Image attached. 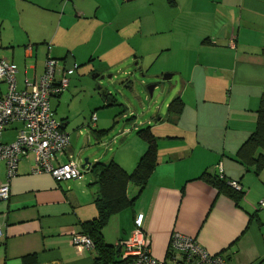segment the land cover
<instances>
[{
	"label": "crops",
	"instance_id": "crops-1",
	"mask_svg": "<svg viewBox=\"0 0 264 264\" xmlns=\"http://www.w3.org/2000/svg\"><path fill=\"white\" fill-rule=\"evenodd\" d=\"M132 56L141 74L145 60L167 56L163 71L177 78L171 97L183 108L169 115L166 101L146 120L157 138L156 166L133 207L110 217L105 242L119 251L141 213L157 259L177 231L230 264H264V170L256 174L235 156L264 107V0H0V60L16 66L17 89L38 79L48 57L68 70L67 89L50 99L70 137L59 163L82 162L74 154L85 151L78 149L80 132L72 131L81 115L105 129L102 113L95 114L99 99L83 105L75 73L90 67L105 75ZM6 90L0 81V96ZM20 125L7 126L1 140L11 142ZM125 133L116 149L115 135L106 140L110 155L89 152L90 165L113 159L131 172L147 144ZM34 166L32 152L21 155L9 195L0 198V264H26L29 255L39 264H96L92 248L71 242L79 223L97 215L93 175L85 169L78 179L56 181ZM203 172L239 182V201L200 178ZM6 180L0 161V185ZM136 190L129 184L127 193Z\"/></svg>",
	"mask_w": 264,
	"mask_h": 264
},
{
	"label": "built area",
	"instance_id": "built-area-1",
	"mask_svg": "<svg viewBox=\"0 0 264 264\" xmlns=\"http://www.w3.org/2000/svg\"><path fill=\"white\" fill-rule=\"evenodd\" d=\"M16 72L14 64L0 60V81L7 84L6 92L0 96V161L5 162L7 174V180L0 185V198L4 199L9 195V179L17 174L19 158L27 152L34 155V171L47 172L56 181L78 179L85 170L73 159L64 163L57 160L67 148L70 137L55 118L50 99L67 89L68 70L48 57L43 73L33 82L26 78V88L22 90L16 87ZM95 120L96 116L92 115L91 122ZM13 122L21 125L11 142H3L2 133ZM228 183L236 190L242 188L237 181ZM259 204L264 206V200ZM142 222L143 215L136 214L133 230L120 241V264H230L222 254L207 251L195 237L177 231L170 236L165 258L157 259L151 254ZM71 242L77 247L92 248V241L84 234L73 233Z\"/></svg>",
	"mask_w": 264,
	"mask_h": 264
},
{
	"label": "trees",
	"instance_id": "trees-1",
	"mask_svg": "<svg viewBox=\"0 0 264 264\" xmlns=\"http://www.w3.org/2000/svg\"><path fill=\"white\" fill-rule=\"evenodd\" d=\"M182 108L183 102L178 96L172 98L167 105L168 114L172 116L178 115ZM108 131L109 129L97 130L91 127V132L97 139L104 137ZM136 132L146 142L147 147L131 172L126 171L113 159L108 162L97 161L88 169L93 175V184L97 186L93 199L97 215L90 220L80 222L78 233L86 235L92 241L96 264H120V250L105 242L102 230L112 215L133 207L157 163V138L150 126L136 127ZM108 144L107 141L106 146ZM235 156L246 169H252L256 174L264 170V107L257 110L255 128L239 147ZM199 177L210 182L218 192H224L236 201H239L243 194L242 188L240 190L232 188L228 183L229 180L220 174L208 175L203 172ZM129 184L137 188L132 196L127 193ZM25 262L39 264L35 255L26 256Z\"/></svg>",
	"mask_w": 264,
	"mask_h": 264
},
{
	"label": "rangeland",
	"instance_id": "rangeland-1",
	"mask_svg": "<svg viewBox=\"0 0 264 264\" xmlns=\"http://www.w3.org/2000/svg\"><path fill=\"white\" fill-rule=\"evenodd\" d=\"M166 58L167 56H161L145 60L146 65L144 66V75L142 76L138 67L134 65L135 60L133 56L129 65L114 67L111 71L105 73L103 78L93 77L92 75L98 73V71L96 69L91 71L90 67L82 68L75 73L76 78L80 81L78 92L81 93V96L83 94V105L86 107L89 100L92 99L91 101H93V97H97L100 105L96 107L95 114L102 113L103 117L100 124L105 126L106 130L109 129L108 133L101 140L102 142L97 143L91 132L93 125L89 123V114L84 119H81L83 117L81 115L80 120L74 121L75 125L73 124L72 131L81 133H79L78 138V149L79 147L85 148V151L79 153L76 151L74 153L77 161L81 162L83 158L93 152L96 155H110L111 152L107 151L105 147L106 140L115 135L118 140L113 145V149H116L121 144V138L128 135V133H125L127 129L132 133L133 137L138 140L141 139L134 127L143 128L146 126V120L156 111H164L166 101H170L173 98L171 97L172 86L175 84L177 78L173 77L168 80H162L164 74L170 73L169 71H163L167 64H165ZM108 75L110 76L108 77ZM129 79L131 82L128 84L127 80ZM155 82L159 83L150 96L148 86ZM105 91L109 93V99L106 100L104 96ZM110 100L112 103H110ZM132 115L133 119L129 120V117ZM122 129H124L123 132L121 131ZM86 175L90 176L89 174Z\"/></svg>",
	"mask_w": 264,
	"mask_h": 264
},
{
	"label": "water",
	"instance_id": "water-1",
	"mask_svg": "<svg viewBox=\"0 0 264 264\" xmlns=\"http://www.w3.org/2000/svg\"><path fill=\"white\" fill-rule=\"evenodd\" d=\"M142 75H143V74H141V76H142ZM92 76L95 77V78H98V77L103 78L105 75H103V74H99V73H94ZM109 76H110V75H108V77H109ZM171 76H172L171 73H166V74H164V75L162 76V80H168V79L171 78ZM158 83H159V82H155V83L151 84L150 86H148V92H149V95H150V96L152 95L153 90L155 89V87L157 86ZM104 96H105V98L108 99V98H109V93L105 91V92H104ZM110 103H112L111 100H110ZM89 167H90V161L88 160V157L83 158L82 162L80 163V168H82V169L85 168L86 170H88Z\"/></svg>",
	"mask_w": 264,
	"mask_h": 264
}]
</instances>
